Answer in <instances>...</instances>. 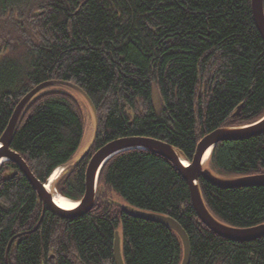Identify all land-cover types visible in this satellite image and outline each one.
Here are the masks:
<instances>
[{
  "label": "trees",
  "instance_id": "16d2710c",
  "mask_svg": "<svg viewBox=\"0 0 264 264\" xmlns=\"http://www.w3.org/2000/svg\"><path fill=\"white\" fill-rule=\"evenodd\" d=\"M50 81L72 83L91 98L99 120L93 148L73 161L95 117L82 94L59 85L29 103L11 149L43 184L73 162L54 190L79 202L91 157L113 141L162 140L192 162L207 135L261 120L264 40L252 0H0V139L22 99ZM209 163L219 177L264 174V135L219 143ZM199 187L222 223L264 224V187L222 189L204 177ZM119 196L133 208L175 219L190 238V264H264V237L239 243L209 230L175 165L144 150L105 164L96 205L80 218L48 210L43 216L35 188L17 164L5 162L0 264H115L117 232L126 264H181L180 238L124 213Z\"/></svg>",
  "mask_w": 264,
  "mask_h": 264
},
{
  "label": "water",
  "instance_id": "95a60500",
  "mask_svg": "<svg viewBox=\"0 0 264 264\" xmlns=\"http://www.w3.org/2000/svg\"><path fill=\"white\" fill-rule=\"evenodd\" d=\"M252 13L257 29L264 40V0H252ZM59 85L70 87L82 94L92 109L95 117V133L90 149L85 156L89 154L98 135L99 120L97 110L91 98L81 88L68 82H46L39 85L27 96H25L18 104L7 130L0 139V168L5 162H13L17 164L21 173L28 179L30 184L35 188L40 196L44 205L43 216L47 210L64 219L74 217L80 218L88 215L92 212L96 205L99 174L105 164L118 154L133 150H144L164 157L175 165L181 173L183 179L189 185L192 204L200 222L209 230L221 238L239 243L253 242L264 237V224L252 228L239 229L217 220L205 205L199 187L201 177H204L214 186L222 189L264 187V174L238 178H224L217 176L213 172V167L210 169L206 168V164L204 162L208 152H210V160L214 147L219 143L244 141L264 135V117L249 126L220 128L207 135L199 143L194 159L189 167L187 166L189 162L183 159L182 154L175 147L162 140L144 137H131L113 141L98 150L91 157L86 171V193L82 201L78 203V207L71 211L60 208L55 202V194L49 192L47 189V186L51 183L53 176L48 180L47 184L41 183L31 172L29 166L23 158L11 149L16 129L29 103L42 91ZM241 110L242 106L234 115L235 118L240 116ZM17 175L18 172L9 173L5 175L4 179L10 180ZM120 207L124 213L133 218L154 222L173 231L180 238L183 245V259L181 264L191 263L192 250L190 238L187 232L175 219L144 212L133 208L128 204H120ZM114 261L115 264H126L123 254V240L120 232H117L115 235Z\"/></svg>",
  "mask_w": 264,
  "mask_h": 264
},
{
  "label": "bare ground",
  "instance_id": "6f19581e",
  "mask_svg": "<svg viewBox=\"0 0 264 264\" xmlns=\"http://www.w3.org/2000/svg\"><path fill=\"white\" fill-rule=\"evenodd\" d=\"M209 154H210V152H208L206 157H205V161H204L205 164L209 163ZM62 170H63L62 168L61 169L59 168V170H57L54 173V175L52 177V180H51V183L47 186V189H48L49 192H54L53 191L54 184L58 180V178L61 176V174L63 172ZM55 202L60 208H62L64 210L71 211V210H74V209H76L78 207V203L77 202H75L73 200H70L68 198H65V197H63V196H61L59 194H56V193H55Z\"/></svg>",
  "mask_w": 264,
  "mask_h": 264
},
{
  "label": "rangeland",
  "instance_id": "374dc122",
  "mask_svg": "<svg viewBox=\"0 0 264 264\" xmlns=\"http://www.w3.org/2000/svg\"><path fill=\"white\" fill-rule=\"evenodd\" d=\"M94 133H95V125H94V123H93V121H92V119H91V120L89 121L88 130H87V132H86L85 139H84V141H83L81 147L79 148L77 154L75 155L73 161H78V160H80V158H81L82 156H84V155L89 151L90 146H91V144H92V141H93V139H94ZM72 164H73V162L70 163L68 166L70 167V166H72ZM205 167L210 169L212 166H211L210 163H207V164L205 165ZM56 194H57V193H56ZM116 200H117L120 204H122V205H125V204H126L125 200L122 199L120 196H119V197H116Z\"/></svg>",
  "mask_w": 264,
  "mask_h": 264
}]
</instances>
